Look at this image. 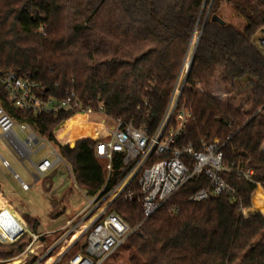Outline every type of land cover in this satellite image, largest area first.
<instances>
[{
    "label": "trees",
    "instance_id": "1",
    "mask_svg": "<svg viewBox=\"0 0 264 264\" xmlns=\"http://www.w3.org/2000/svg\"><path fill=\"white\" fill-rule=\"evenodd\" d=\"M223 3L244 20L242 28L219 18ZM263 26L264 0H0V71L31 76L46 98L75 92L86 109L102 107L106 117L149 135L178 90L169 127H179L182 111L190 118L177 145L196 151L215 140L223 145L224 164L233 170L223 178L238 190L242 208L225 197L191 202L208 186L205 178L189 183L144 223L139 203L116 201L113 210L139 227L116 254L126 252L125 264H264V57L256 44ZM218 71L227 87L246 81L250 113L202 91L211 89ZM0 105L58 149L87 196L101 188L96 143L78 140L95 132L84 127L85 117L18 111L1 88ZM243 168L253 170V183L237 173ZM43 183L49 194L52 185ZM22 218L0 196V264H37L53 245L38 234V221ZM80 252L77 246L68 258Z\"/></svg>",
    "mask_w": 264,
    "mask_h": 264
},
{
    "label": "built area",
    "instance_id": "2",
    "mask_svg": "<svg viewBox=\"0 0 264 264\" xmlns=\"http://www.w3.org/2000/svg\"><path fill=\"white\" fill-rule=\"evenodd\" d=\"M256 44L264 57V26ZM0 88L9 104L18 111L33 115L83 116L84 124L88 125L87 121L92 120L91 124L96 129L93 137L78 140L91 139L96 143L95 157L102 163L104 183L93 196L86 195L88 205L67 223L69 229L61 234L37 264H106L139 229L132 228L113 210L116 201L139 203L144 223L166 207L184 187L200 178H205L208 186L195 193L190 198L191 202L202 203L211 198L225 197L236 201L242 208L238 190L223 178L224 174L233 172L224 164L223 145L214 142L204 145L201 151L192 146L177 145L183 125L190 118L188 112L182 111L179 127H169L180 96L178 90L158 129L149 135L146 130L106 117L102 107L96 111L86 109L75 92H67L63 100L46 98L42 95L41 86L29 75L0 71ZM0 140L23 165L34 184L67 164L58 149L40 136L33 125L18 122L1 105ZM45 151L47 155L41 157ZM262 151L264 153V145ZM35 157L39 159L36 161ZM3 166L13 173L15 179L19 178L7 161L3 160ZM237 173L253 183V170L243 168ZM21 187L29 191L32 186L21 182ZM76 189L79 190L78 187ZM171 211L177 213L178 209L173 207ZM38 238L33 236V242ZM77 246L81 252L68 258Z\"/></svg>",
    "mask_w": 264,
    "mask_h": 264
},
{
    "label": "rangeland",
    "instance_id": "3",
    "mask_svg": "<svg viewBox=\"0 0 264 264\" xmlns=\"http://www.w3.org/2000/svg\"><path fill=\"white\" fill-rule=\"evenodd\" d=\"M218 16L228 24H232L238 28H242L245 25L244 20L237 17L232 9L226 5V3L222 4ZM201 27L202 24H200V27L194 35L189 50L188 61L183 66L185 74L189 71L191 56L194 54L195 45L200 37ZM258 37L259 34L256 36V39H258ZM202 91L209 93L212 97L218 99L224 104H230L232 107L247 111L248 113L251 112V105L249 101L251 91L246 81L242 80L237 82L233 88L227 87L222 83L220 72L218 71L212 81L211 89L209 91ZM87 122L93 123L92 120H88ZM214 142L219 141L215 140ZM46 155L47 152L45 151L41 154V157ZM38 159L39 158L37 157L34 158L36 161ZM3 160L10 164L13 172L19 176L18 179L21 182L33 186L34 181L26 174V170L23 165L17 160L12 151L0 140V180H2V182L5 180L7 184H12L14 188H16V191L20 192L21 188H18L20 187L19 182L14 179V175L11 171L4 168ZM67 165L68 164L55 169L52 173L55 176L42 179L38 183H35L30 192L10 194L15 210L21 216L28 215L30 217L32 216L38 218V221L41 224V231H46L47 229H60L61 227H64L63 230H61V234L65 233V231L69 229L65 226L66 223L72 220L88 205L86 193L80 189H76L77 185L75 184L74 178L69 171L70 167ZM43 181L52 185V190L49 194H46L43 188ZM57 213L62 214L58 218H52V215ZM27 235L33 239V236L30 234ZM49 237L51 239L49 243L54 245L59 236L51 235ZM7 245L11 244H5V246ZM3 249L7 250L5 247ZM124 256H126V252L122 250L118 256L115 255L106 264H125V260L122 259Z\"/></svg>",
    "mask_w": 264,
    "mask_h": 264
},
{
    "label": "crops",
    "instance_id": "4",
    "mask_svg": "<svg viewBox=\"0 0 264 264\" xmlns=\"http://www.w3.org/2000/svg\"><path fill=\"white\" fill-rule=\"evenodd\" d=\"M54 171H52L46 178H48V177H53V176H55V175H53L52 173H53ZM26 174L28 175V173L26 172ZM29 176V175H28ZM30 178H32L31 176H29ZM14 179H15V177H14ZM33 179V178H32ZM15 180H17L18 182H19V186L20 187H18L19 189H20V192L19 191H16V188H14V186L12 185V184H7L6 182H5V180H4V182H2V180H0V196H2L11 206H12V208L15 210V207L13 206V204H12V198L10 197V194L12 193V194H16V193H22V192H24V193H27V192H30L31 191V189L33 188V186L31 187V189L29 190V191H24L23 189H22V187H21V181L19 180V179H15ZM34 181V180H33ZM22 190V191H21ZM47 194V193H46ZM16 211V210H15ZM16 213L22 218V216L16 211ZM62 213H57V214H53L52 215V218H58L60 215H61ZM32 217V216H31ZM33 219H35L36 221H38V218H36V217H32ZM23 219V218H22ZM23 221H24V219H23ZM25 222V221H24ZM38 223H39V230H38V234L40 235V236H44V237H49V236H51V235H58V236H60V234H61V230H63V228L61 227L60 229H52V230H49V229H47L46 231H41V224H40V222L38 221ZM68 223V222H67ZM67 223H66V225L65 226H67ZM25 224H26V222H25ZM26 226H27V224H26ZM27 228H28V226H27ZM29 229V228H28ZM29 232L30 233H27V234H30L31 236H36L34 233H32L30 230H29Z\"/></svg>",
    "mask_w": 264,
    "mask_h": 264
},
{
    "label": "bare ground",
    "instance_id": "5",
    "mask_svg": "<svg viewBox=\"0 0 264 264\" xmlns=\"http://www.w3.org/2000/svg\"><path fill=\"white\" fill-rule=\"evenodd\" d=\"M87 124H88V125H85V124H84V127H85V128L93 129L94 131L96 130L95 127H94L91 123H87ZM90 125H92V126H90Z\"/></svg>",
    "mask_w": 264,
    "mask_h": 264
},
{
    "label": "water",
    "instance_id": "6",
    "mask_svg": "<svg viewBox=\"0 0 264 264\" xmlns=\"http://www.w3.org/2000/svg\"><path fill=\"white\" fill-rule=\"evenodd\" d=\"M219 23L224 24V21L219 20ZM190 66H191V64H190ZM189 69H190V67H189Z\"/></svg>",
    "mask_w": 264,
    "mask_h": 264
}]
</instances>
